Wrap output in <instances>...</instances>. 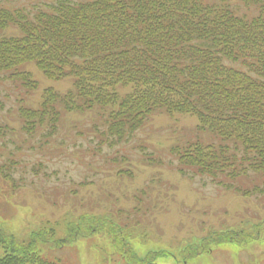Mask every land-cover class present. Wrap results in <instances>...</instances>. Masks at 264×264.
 <instances>
[{"label":"trees","instance_id":"trees-1","mask_svg":"<svg viewBox=\"0 0 264 264\" xmlns=\"http://www.w3.org/2000/svg\"><path fill=\"white\" fill-rule=\"evenodd\" d=\"M255 2L259 16L251 19L213 8L207 0H66L32 15L0 7V72L34 91L38 81L25 67L32 62L48 79L74 80V90L65 96L46 89L38 109L23 111L29 132L49 117L50 106L54 130L58 101L67 111L113 104L107 130L112 143L123 141L158 109L196 116L198 128L220 142L174 146L180 174L189 175L187 169L207 175L224 190L247 195L250 191L237 184L240 178L264 173V0ZM10 27L19 33L2 36ZM119 84L137 85L135 96H121ZM0 172L14 177L10 165H0ZM105 221L79 217L67 223L66 239L52 243L61 246L96 231L115 236L114 222ZM43 231L24 242L0 226V264H60L40 255V245L49 241ZM216 235L185 246L187 256L209 252L213 243L235 242L243 233ZM120 239L116 243L131 264L158 254L139 256L130 238Z\"/></svg>","mask_w":264,"mask_h":264},{"label":"rangeland","instance_id":"rangeland-1","mask_svg":"<svg viewBox=\"0 0 264 264\" xmlns=\"http://www.w3.org/2000/svg\"><path fill=\"white\" fill-rule=\"evenodd\" d=\"M62 1L66 0H0V7L32 15L54 10ZM244 1L207 0L218 10L258 17L259 4L253 0L247 6ZM9 32L19 30L10 27L2 36ZM25 67L38 81L35 91L0 72V165H10L14 174L6 178V170L0 172V226L24 242L32 231L47 234L54 228L55 234L46 235L49 241L40 250L46 259L54 257L64 264H127L116 243L120 237L130 238L140 256L158 253L144 264H264V173L250 171L240 178L237 184L251 192L242 196L224 190L207 175L179 172L174 146L196 140L220 142L198 128L196 116L155 110L113 145L107 134L113 104L66 111L58 101L54 130L50 106L49 117L29 132L23 111L38 109L46 89L65 96L74 86L71 77L46 78L34 62ZM137 90L134 84L118 86L120 95L129 99ZM80 216L102 218L110 225L108 220L113 221L117 233L98 231L61 247L52 243L66 239L70 218ZM230 232L243 235L235 242L213 243L212 251L199 256H187L185 246ZM2 253L0 247V259Z\"/></svg>","mask_w":264,"mask_h":264}]
</instances>
